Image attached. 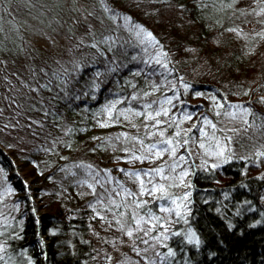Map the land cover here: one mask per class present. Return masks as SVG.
Here are the masks:
<instances>
[{
	"label": "trees",
	"instance_id": "trees-1",
	"mask_svg": "<svg viewBox=\"0 0 264 264\" xmlns=\"http://www.w3.org/2000/svg\"><path fill=\"white\" fill-rule=\"evenodd\" d=\"M8 2L0 264H264V0ZM59 35L63 61L33 44Z\"/></svg>",
	"mask_w": 264,
	"mask_h": 264
},
{
	"label": "snow or ice",
	"instance_id": "snow-or-ice-1",
	"mask_svg": "<svg viewBox=\"0 0 264 264\" xmlns=\"http://www.w3.org/2000/svg\"><path fill=\"white\" fill-rule=\"evenodd\" d=\"M234 2H235V0H234ZM106 10H108V9H106ZM261 12L264 13V9H262ZM137 27H139V26H137ZM140 31H143V29H140ZM229 31H237V30H236V29H229ZM258 35L264 37V33H259ZM147 36L150 37L152 40H155V37L152 35L151 32H148V33H147ZM157 43H158V41H157ZM92 46L95 47V45H92ZM156 63L160 64L161 61H160L159 59H157ZM162 67L167 68V65H166V64H163ZM133 99H135V97H133ZM262 99H264V98H262ZM171 102H172V101H171L170 99H169V100H166V103L171 104ZM218 106L222 107V105H218ZM112 107L114 108V107H115V104H113ZM145 107H151V105H146ZM238 107H239V106H238ZM135 114L138 115V116H139V115H145V113H142V112H137V113H135ZM161 114H163V115H167V114H168L167 109H163L162 111H161V110H158V111L155 112V115H153L152 113H147V114H146V118H147V119H150V120H155L156 117L160 116ZM229 114L231 115V113H229ZM245 114H246V115L248 114V113H247V110H245ZM217 115H219V113H217ZM205 122L211 124V122H210V121H207L206 118H205ZM160 123H161L160 121H158V120L156 121V124H157V125L160 124ZM212 127L215 128V125H212ZM159 135H160V136H164V132H160ZM175 135H176V136H179V135H180L179 131H177V132L175 133ZM229 139H230V138H229ZM140 142L143 143V141H140ZM187 143H188L187 140H184V141H183V144L186 145ZM159 144H160V145H163L164 147L160 148V147H158L157 144H152V145H149V146L147 147V151L151 154L152 158H160V157H162L163 154L166 153V152L169 153L170 156H172V157H174V156L176 155L177 146L179 145V142H176V144H174L173 139H172V138H169V139H163V140L159 141ZM200 146L203 147V144H201ZM134 159H137V160H141V161H142V160H144V159H149V157H147V156H134ZM180 159L183 160L184 157H180ZM173 167H174V166H173ZM121 171H124V170L121 169ZM152 173H154V174L157 175V176H160L161 179H167V177H165V176L163 175V173H164V168H163V167H158V168L152 169V170H150V171H149V170H144V175H145V176H149V175H151ZM127 174L130 175V176H136V177H137V179H138L139 182H140L141 193H143V192L145 191V187H144V181H143L142 179H140V173H139V172H135V173H127ZM183 175H187V173H183ZM151 182H152V181L149 180V183H151ZM90 187H91V186H90ZM150 191H151L152 193H155V192H161V193H164V192H165V188H164L163 185H154L153 188H152ZM128 195H132V193H128ZM160 198H161V199H166L167 197H166V196H161ZM113 203H115V201H113ZM173 203H174V201H173ZM117 207H119V205H117ZM161 210H162V211H169L168 208H162ZM177 214H179V213H177ZM142 219H143V218H141V220H142ZM156 219H158V218H156ZM140 222H141V221L138 220V221H137V224H139ZM132 234H133V233H132L131 230H129V231L127 232V235H128V236H132Z\"/></svg>",
	"mask_w": 264,
	"mask_h": 264
},
{
	"label": "rangeland",
	"instance_id": "rangeland-1",
	"mask_svg": "<svg viewBox=\"0 0 264 264\" xmlns=\"http://www.w3.org/2000/svg\"><path fill=\"white\" fill-rule=\"evenodd\" d=\"M17 7H14V0H9L7 7H8V11H12V13H14V15H16V9L18 11H22L20 8H18V4L15 3ZM21 23V19H17V20H13L12 24L13 26L17 27L19 24ZM51 41H47V39H36L35 41H33L34 46L36 45V49L38 50L39 47L42 49L41 51H44L46 53H50V54H56V57L58 56V59L63 61L65 59H68V57H70L71 55H68V50H67V46L68 44L65 42L64 38L59 35L57 36H51L50 38ZM54 43V45H52V43ZM78 183L73 182L70 186H74V190L75 192H77V194H79L80 196L84 195L85 193V189L84 187H81L79 185H77ZM65 197L68 198H72V195L69 191L64 190L63 191V199ZM67 199V198H65Z\"/></svg>",
	"mask_w": 264,
	"mask_h": 264
}]
</instances>
